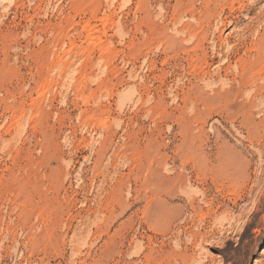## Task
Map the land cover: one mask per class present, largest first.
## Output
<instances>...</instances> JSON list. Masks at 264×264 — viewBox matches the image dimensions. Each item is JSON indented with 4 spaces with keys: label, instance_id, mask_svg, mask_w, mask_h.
<instances>
[{
    "label": "rangeland",
    "instance_id": "obj_1",
    "mask_svg": "<svg viewBox=\"0 0 264 264\" xmlns=\"http://www.w3.org/2000/svg\"><path fill=\"white\" fill-rule=\"evenodd\" d=\"M0 264H264V0H0Z\"/></svg>",
    "mask_w": 264,
    "mask_h": 264
}]
</instances>
